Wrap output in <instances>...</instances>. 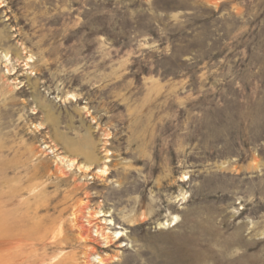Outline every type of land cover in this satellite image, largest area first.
Segmentation results:
<instances>
[{"label":"rangeland","instance_id":"374dc122","mask_svg":"<svg viewBox=\"0 0 264 264\" xmlns=\"http://www.w3.org/2000/svg\"><path fill=\"white\" fill-rule=\"evenodd\" d=\"M0 224V264H264V0H0Z\"/></svg>","mask_w":264,"mask_h":264},{"label":"bare ground","instance_id":"6f19581e","mask_svg":"<svg viewBox=\"0 0 264 264\" xmlns=\"http://www.w3.org/2000/svg\"><path fill=\"white\" fill-rule=\"evenodd\" d=\"M5 58L9 61V59H8V56L7 55H5ZM30 62V61H29ZM26 65H28V64H26ZM33 75V74H32ZM74 149H75V147H74ZM90 156V155H89ZM91 158V157H90ZM61 161H63V162H65L67 165H68V167H74L75 166V164H76V162H75V160L73 161V160H68V159H66V158H62L61 159ZM80 170H81V168H79ZM83 170L85 171V172H88V171H90V168L89 167H84L83 168ZM97 173H99L100 175H104V176H106L107 174H108V170H107V168H106V166L105 165H103V167H100L99 168V171L97 172ZM98 214H94V216H91V217H95V218H101V217H105V215H103L102 213L100 214V216L98 217L97 216ZM173 221L175 222V224L178 222V218L177 217H175L174 219H173ZM113 224H112V221H110V226H112ZM168 226L170 225V224H167ZM0 227H1V224H0ZM99 230H100V232H98L97 231V233H98V236H101L102 238H103V240H105L106 241V245H107V247H110L111 246V243L113 242L112 240H114V237L112 238L111 236H110V234H108V233H105V231H104V229L103 228H98ZM80 230V229H79ZM57 231V230H56ZM59 234H61V233H59ZM123 233L122 232H115L114 233V235H116L117 237L115 238L116 240H120V238H122L124 235H122ZM80 236L82 237V239L83 240H85L86 242H91V232L89 231V230H87V229H85V228H81V231H80ZM16 240V239H15ZM23 243V242H22ZM11 257V256H10ZM100 262H103V261H100Z\"/></svg>","mask_w":264,"mask_h":264}]
</instances>
